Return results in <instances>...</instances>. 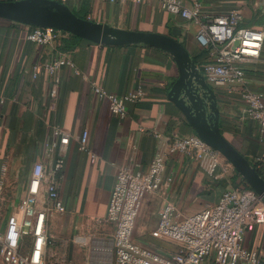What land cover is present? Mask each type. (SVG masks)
Instances as JSON below:
<instances>
[{
  "label": "crops",
  "instance_id": "crops-1",
  "mask_svg": "<svg viewBox=\"0 0 264 264\" xmlns=\"http://www.w3.org/2000/svg\"><path fill=\"white\" fill-rule=\"evenodd\" d=\"M11 1L20 0H0ZM182 2L186 6L201 4L199 22L174 17L155 0H68L64 5L86 20L172 37L198 65L206 56L197 34L208 18L239 9L243 27L264 32V0ZM33 29L0 19V226L18 213L27 198L34 166L41 163L49 173L53 162L63 157L65 167L58 191L65 210L49 208L44 188L38 195L37 210L47 211V263L118 264L115 226L107 219L117 174L126 168L147 171L160 156L162 183L145 198L133 240L153 251L163 264H172L180 245L158 233L164 207L172 204L186 218L215 205L226 192L245 189L246 183L223 156L216 176H211L193 157L170 150L173 136L196 135L168 96L179 76L174 59L152 46L99 45L71 34L62 42L38 46L27 40ZM66 56L83 75L62 67L58 96L52 99L50 77L34 79L32 71L39 64ZM246 73V87L264 93V46L262 62L247 65ZM92 82L113 95L128 96L138 91L143 95L139 101L128 103L126 117L119 119L108 100L100 101L93 94ZM214 90L221 132L264 178V135L258 124L242 119L245 106L239 89ZM58 128L71 136L69 144H61ZM84 130L90 134L94 162L78 148L76 138ZM254 214L256 220L246 229L242 246L264 256L262 200L254 206ZM32 245L33 238L24 237L23 253ZM202 264L215 263L205 260Z\"/></svg>",
  "mask_w": 264,
  "mask_h": 264
},
{
  "label": "built area",
  "instance_id": "built-area-1",
  "mask_svg": "<svg viewBox=\"0 0 264 264\" xmlns=\"http://www.w3.org/2000/svg\"><path fill=\"white\" fill-rule=\"evenodd\" d=\"M155 1L174 17L189 22L200 21L202 11L199 3L186 6L182 0ZM60 2L66 4L68 0ZM242 19L241 11L234 9L208 18L201 25L197 40L208 54L206 61L198 67L213 89H227L229 92L233 88L239 89L245 106L242 119L258 124L264 135V93L254 92L245 85L247 65L262 62L264 32L243 27ZM67 35L69 33L57 29L34 27L27 40L38 46H49L62 42ZM62 67H69L77 76L83 75L67 56L46 61L35 66L32 71L34 79L41 75L50 77L52 99L58 96V73ZM91 86L98 100L109 101L113 115L119 119L126 117L127 104L139 101L143 95L142 91H138L128 96H117L96 82H92ZM56 134L62 145L69 144L71 136L68 133L58 128ZM89 137V131L84 130L76 141L79 150L89 154L94 162L96 156L89 148ZM169 146L172 152L193 157L209 175L216 176L222 155L197 135L173 136ZM161 160L159 156L144 172L126 168L117 174L107 219L115 226L114 252L118 264H163L153 251L133 240L145 198L156 192L162 183ZM64 167L63 157L53 162L49 173H46L41 163L34 166L27 198L20 205L18 213L0 226V255L4 264H48L46 251L50 239L47 233V211L37 210L38 195L44 188L49 208L59 212L65 210L58 191V180L62 178ZM259 200L252 189H237L224 193L215 205L186 218L174 205L167 204L158 224V233L180 245L172 264H202L205 260L215 264H264L262 254L242 246L246 229L256 220L254 206ZM26 236L33 238V245L28 253H23L22 240Z\"/></svg>",
  "mask_w": 264,
  "mask_h": 264
},
{
  "label": "water",
  "instance_id": "water-1",
  "mask_svg": "<svg viewBox=\"0 0 264 264\" xmlns=\"http://www.w3.org/2000/svg\"><path fill=\"white\" fill-rule=\"evenodd\" d=\"M0 19L65 31L99 45L143 44L167 52L179 70V76L168 94L170 101L182 113L195 134L232 164L264 202V178L221 132L215 90L207 83L198 64L181 42L163 34L127 31L82 19L56 0L0 2Z\"/></svg>",
  "mask_w": 264,
  "mask_h": 264
},
{
  "label": "trees",
  "instance_id": "trees-1",
  "mask_svg": "<svg viewBox=\"0 0 264 264\" xmlns=\"http://www.w3.org/2000/svg\"><path fill=\"white\" fill-rule=\"evenodd\" d=\"M76 15H77L78 17H80V18L83 19V17H81L79 14H76ZM76 38H77V37H76ZM78 39H79V38H78ZM204 53H205L204 55L207 56L208 52H207V51H204ZM244 188H245V189H251V188L248 186V184H246V183L244 184Z\"/></svg>",
  "mask_w": 264,
  "mask_h": 264
},
{
  "label": "rangeland",
  "instance_id": "rangeland-1",
  "mask_svg": "<svg viewBox=\"0 0 264 264\" xmlns=\"http://www.w3.org/2000/svg\"><path fill=\"white\" fill-rule=\"evenodd\" d=\"M0 264H4L1 255H0Z\"/></svg>",
  "mask_w": 264,
  "mask_h": 264
}]
</instances>
